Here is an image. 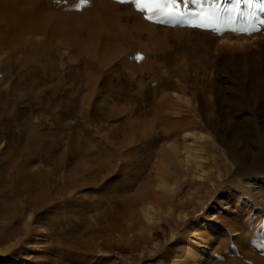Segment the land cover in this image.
Returning a JSON list of instances; mask_svg holds the SVG:
<instances>
[{
    "label": "rangeland",
    "instance_id": "rangeland-1",
    "mask_svg": "<svg viewBox=\"0 0 264 264\" xmlns=\"http://www.w3.org/2000/svg\"><path fill=\"white\" fill-rule=\"evenodd\" d=\"M105 1L117 3L114 11L119 19V29L110 22L113 33L97 32L102 39L94 46L105 47V57H98L103 50L94 46L96 53L85 55L68 40L32 55L19 48L14 53L15 44L0 42V168L6 170L0 169V177L9 182L17 175H26L24 181L32 177L38 191L37 181L48 178L55 203L47 210L62 221L56 223V254L47 253L48 240L36 234L17 249L19 253L13 252L9 262L5 259L13 254L0 252V264H212L223 245L219 235L236 239L232 252L240 240H247L242 239L246 232H255L254 242L264 240V91L252 93L243 72L249 68L257 73L262 62L264 24L259 21L264 20V8L250 10L241 4V12L252 11L255 16L236 14L229 23L223 9L234 0H215V5L205 0L203 8L181 5L185 16L148 20L147 11L138 10L134 0ZM76 5L52 12L61 16L84 11ZM202 22L209 26L199 27ZM154 26L164 28L159 33L165 38V62L148 48L147 34ZM116 32L121 39L104 40ZM32 37L43 39L40 34ZM206 40L215 47L211 64L199 71L198 58L187 52L193 47L199 52V43ZM211 82L216 90L209 87ZM167 98L174 104L160 110L164 115L155 112V103ZM182 114L188 119L181 124V136L175 137L168 123ZM199 117L205 119L202 126L196 125ZM193 120V125L187 124ZM187 130L192 134L183 136ZM221 130L227 131L224 138ZM184 139L197 140L201 164L184 150ZM178 147L181 154L173 156ZM143 188L175 197L174 203L164 199L161 207L152 198L162 219L153 215L157 227L150 230L145 226L152 224L149 205L136 200ZM227 211L240 227L227 225L226 233L209 219ZM43 227L47 232L52 226ZM205 229L212 236L204 234ZM142 235L149 237L150 245L139 242ZM87 243L93 252L79 251V244ZM158 258L161 261L156 262Z\"/></svg>",
    "mask_w": 264,
    "mask_h": 264
},
{
    "label": "bare ground",
    "instance_id": "bare-ground-1",
    "mask_svg": "<svg viewBox=\"0 0 264 264\" xmlns=\"http://www.w3.org/2000/svg\"><path fill=\"white\" fill-rule=\"evenodd\" d=\"M87 3H90V6H87ZM75 4H77L76 6H78L79 8H81L84 11L77 12V11L72 10L73 14L63 15V13H62L61 16L60 15L58 16L52 12V10H59L60 8H62L65 5H69L71 7V6H74ZM116 4L114 3V1H105V0H87V2H85V3H82V0H0V42L2 40L1 43H4L7 46L8 45L13 46L11 44H15V48L11 49L14 53H15L14 50L19 48L20 50L24 49L25 52H27V55L28 54L32 55V54H36L39 52H45V50H47V48H48L47 51H49V46L53 47L56 44H58V42L64 43L65 40H68L71 42L73 49L75 48V49L81 51L83 54L85 53V55L86 54L91 55V54L96 53L93 50L94 47H95V50H98V49L101 50L102 49V46H101V48H99V47L97 48L96 46H94L95 43H97L98 45L97 44L96 45L99 46V43L102 39L101 35L99 36L98 34L104 32V31L105 32L109 31V32L113 33V30H115V29L110 25V22L114 23V26L116 27V29L118 28V26H116V23L119 22V19H118V16L115 15L116 13L114 11ZM90 8H91V10L93 8V10L88 11ZM84 12H86V13H84ZM110 13H111V15H110ZM122 26L125 27L124 24H121L120 25L121 29H123ZM154 27H151L148 34H147L148 40H149L148 48H149V51L152 50L153 53H156L159 60H161L162 62H165L168 59L167 55L165 54V49H166L165 38L160 36V33H159L164 28L163 27L160 28L158 26H154ZM160 29H161V31H160ZM156 30H159V31H156ZM262 31H264V27H263ZM97 32H99V33L97 34ZM254 32L256 33V31H254ZM35 34H37V36L39 34L42 35L43 39L41 41H37L35 37H32L33 35L35 36ZM118 34L119 33L116 32V34H114L113 37L105 36L104 40L109 41L110 38L114 39L115 36H118ZM104 35H105V33H104ZM118 38L121 39L122 36H118ZM167 42H169V41H167ZM206 42H207V40L204 41V43L203 42L199 43V45H198V49H199L198 51L199 52H196V48H195V50H193L194 49L193 46H192L193 48L189 47L190 50L188 49L189 50L188 52L186 51L187 55L189 57L193 56V57L198 58L199 63L197 65L199 66V69H198L199 71H202V69H204L205 67L209 66V64H211L210 58H211L212 53H213V46L214 45L212 46V44L214 42H212V44H210V43L206 44ZM62 43H61V45H62ZM65 43H67V42L65 41ZM4 47L5 46H3L2 48H4ZM104 49H105V47H104ZM104 49H102L103 51L101 50L102 53L98 57H102V55L106 51ZM12 51H10V49H9V52H11V54H12ZM261 55H262V59H261L262 62H259L257 73L253 72L249 68H246L243 71V72H245V76H244L245 78L244 77L243 78L245 81H247V80L249 81L246 83L249 85V88H250L249 90L252 93L255 92L256 89L264 91V52H262ZM29 57H30L29 58L30 61L36 60L35 57H31V56H29ZM257 57H258V55H257ZM259 69H260V71H259ZM251 71L253 73H251ZM184 75L186 76V72ZM167 83L170 86L171 82L166 81V84ZM203 84L207 85L208 82H207V84L206 83H203ZM209 85H210L209 87H211V89L213 88V90H216V88H214L215 85L213 82H211ZM207 88H208V85H207ZM166 100H168V101H166ZM172 103H173V101H171V99L170 100H169V98L164 99L162 102H159L157 104L155 103L156 109L154 108V111L155 112H156V110H158V112L160 110L164 111V109L165 108L167 109V107L170 106ZM209 109H213V105ZM160 113H163V115H164V112L160 111ZM163 115H160L159 117H161ZM186 119H188V118L184 114L176 116V117L175 116L171 117V119L169 120L170 123H168L170 125L169 130H171V132H172L171 135H174L175 137H179L180 134H178V133L180 131L181 124ZM202 120L204 121L205 119L200 118V120L196 122V125L202 126V124H201ZM164 122H166V121H164ZM208 122L211 123L214 126V128H217V129L219 128L218 124L216 122H214V124H213L211 119ZM194 123H195V120L189 121L187 124L193 125ZM166 127L168 128V126H166ZM232 127L234 128L235 125H232ZM225 132H227V131L223 130L221 132L222 136H220V137L224 138ZM191 134H192V132L190 133V131L188 132V130H187V132H185L183 136L188 137ZM196 139H192V140L191 139H184L188 143V144L186 143V145L184 146V150L186 149L188 151V154L189 153H191L192 155L194 154L192 157L195 158L194 161L196 162V164H201V162H203L201 160L202 156H200L201 155L200 153L202 151L200 152V149L196 145H194L197 143ZM201 146H203L204 148L210 147V145H208L207 143L206 144L203 143ZM179 148L180 147L177 148L178 150L174 149V151H177V152H174L173 156H179V154H181V152H180L181 149H179ZM191 154H189V155H191ZM9 164H10V162H9ZM192 165H194V164H192ZM18 166L21 167V165H18ZM199 166H201V165H199ZM11 167H9L11 170L9 169V172L7 170V173H10V171H12L13 168H11ZM188 167H190V165ZM189 169H191V168H189ZM262 169L264 170V167ZM1 170H5V169H1ZM14 170H16V173H17L18 169L15 168ZM54 171H56V170H54ZM3 173H4V171H3ZM12 173H14V171ZM212 173H214V172H212ZM102 174L103 173H100V175H102ZM6 176H7V174H6ZM11 176H10V178H11ZM24 177L21 175L20 176L17 175L15 177V179L12 180V182H9V180H7L8 178L6 180H4V179H2V178H4L3 176L0 177V252L2 253V255L3 254L6 255L8 253L13 254V256L5 259L6 262H9V259L11 260V258L13 259L14 256L16 255L13 252L19 253L20 250L17 251V249H19L22 245H24V243L26 244L27 240L34 238L33 236H35L36 234H43L44 237L46 238V240H48V243H46V245H45L46 252L51 251L54 254H56L54 252L56 250L55 241L57 240L58 236H55V235L59 232V230H58L59 228L56 227V225H57L56 223L60 224V223H62V221L59 218L58 219L56 218L58 215L56 217L51 216L52 215L51 211H53L51 208H49V209H51V211L49 210L50 213L47 210V207L51 206L52 203H55L54 201L52 202V200H51V196L53 194L52 193L53 189H52V186L50 184L51 181L48 178L43 179L44 180L43 182L37 181V187L40 188V186H41V189H39V191H38L35 188L36 183H35L34 179L32 177H30V179L24 181V179H25ZM34 177H35V175H34ZM10 181H11V179H10ZM41 183H42V185H41ZM65 186H63V187H65ZM54 187H55V185H54ZM65 188H67V187H65ZM61 190L63 191V189H61ZM138 195L139 196H137V199H136L137 203L143 204L146 202L149 205L146 210L149 213L151 212V215L148 217V219L150 218L149 220L152 222V224L151 223L150 224L145 223V226L149 228L148 230H150L153 227L156 228L157 226H156L155 222L152 221L154 218L153 215L156 216L157 219L158 218H160V220L162 219L161 215L158 214L159 212H157L158 209L156 208V206L161 207L160 206L161 204H166L164 202V199L168 200V202H173V200H175L173 193H172V196L170 195L167 198V196H165L161 193H157V192H154V190L151 191V190L145 188ZM56 197H57V195H56ZM153 197L155 198L156 206L153 203L154 201H152ZM262 200H263L262 205H264V197H262ZM220 201H222V200H220ZM220 201H219V203H221ZM61 203H62V201H61ZM186 203L188 205H190V204H192V201H189ZM183 204H185V203H182V205ZM171 205H173V204H171ZM228 207L230 208L229 205H228ZM211 208L214 209L213 207H211ZM58 209H61V208H58ZM66 211H67V208H66ZM58 212H59V210H58ZM63 214H61V215H63ZM55 215H56V213H55ZM63 217H62V219H63ZM110 217H111V215L109 216V218ZM214 217H213V215L210 216L209 220H213L214 223H216V224H214V223L213 224L216 227H218L219 230L221 229L223 232L227 233L229 226L240 227V222L238 221V219H232L233 215H231L230 212H228V211L226 213L224 212L223 214H219L218 216H214ZM184 224L185 223H183V226H184ZM50 225L52 226L50 231H47V232L45 231L48 228L45 230L44 229L42 230V228H45L43 226L49 227ZM227 225H229V226L227 227ZM53 226H54V228H53ZM97 226H99V225L97 224L96 226H94L95 229L99 228ZM113 227H114V224H113L112 228ZM203 232L207 236L211 235L210 230L209 231L206 230ZM99 234H100V232L96 233L94 235H95V237H97ZM91 236H92V234H91ZM80 237H82V235H80ZM111 237L114 238V236H111ZM218 237H219V238H217L218 241H220V243H222L223 245L221 247L222 249H220L218 251L219 252L218 260H215L212 264H264V251L260 250L261 246H264V240H255L256 242H254V240H251V239L255 238V232L252 231V232H246L245 234H243L242 239H247V240H245V242H243V240L241 242V240H240V243H239L240 245L239 246L237 245L238 247L236 246V250H237L236 252L230 251L231 250V248H230L231 243H232V241H234L236 239L230 238V236H229V238H226V239L222 238V236H220V235ZM140 238L141 239H139V242L144 241V242H147L149 244L148 239H146V238H149L148 236L146 237V236L142 235V236H140ZM208 238L209 237H207L206 239H208ZM93 241L96 242V238ZM250 242H252V243H250ZM27 243H31V241L30 242L28 241ZM90 243L92 244L93 242H90ZM109 243H111V242H109ZM147 243H144L145 244L144 246H143V244H141V245L144 248L147 246L149 247L150 244L147 245ZM248 243H250V244L248 245ZM254 243H255V245H253ZM32 245L34 246V244H32ZM108 245H110V244H108ZM120 245L121 244H119V246ZM132 245H133V247L136 246L134 244H132ZM91 246L92 245H89L88 243L85 244L84 246L79 244V246L77 248L79 249V251L84 250L85 252H87V251L93 252L94 249ZM199 246L202 247V245H199ZM23 247H25V246H23ZM75 248H76V245H75ZM111 248L115 249L116 246H111ZM117 248H119L118 245H117ZM229 251L231 252V254H229L230 253ZM200 252H202V251H200ZM49 254H50V252H49ZM184 256H185V254H184ZM185 257H186V259L188 258L187 256H185ZM24 258H26V257H24ZM53 260H54V258H53ZM246 260H248V261L246 262ZM56 261H57V259H56ZM157 261L158 262L161 261V258H158L156 260V262ZM60 262H58V263H60ZM179 263H181V262H179ZM209 263H211V262H209ZM39 264H41V263H39ZM184 264H186V263H184ZM205 264H207V263H205Z\"/></svg>",
    "mask_w": 264,
    "mask_h": 264
},
{
    "label": "snow or ice",
    "instance_id": "snow-or-ice-1",
    "mask_svg": "<svg viewBox=\"0 0 264 264\" xmlns=\"http://www.w3.org/2000/svg\"><path fill=\"white\" fill-rule=\"evenodd\" d=\"M87 2V0H82V3ZM136 7L140 11H147L148 15L146 19H161V18H178L186 15L185 11H181V5L187 8L189 3L198 5L203 8L205 0H134ZM211 5H215V0H210ZM246 4L248 9H262L264 8V3L259 2V0H234V3L223 9V12L227 13L225 19L231 23L236 14L244 15L246 19L255 16V12H241L240 5ZM221 9L215 6V12L219 13ZM217 18H219L217 16ZM264 24V20L259 21ZM206 23H200L199 27H208ZM254 27V25H253ZM248 30V29H245ZM143 57H137V59H142Z\"/></svg>",
    "mask_w": 264,
    "mask_h": 264
}]
</instances>
